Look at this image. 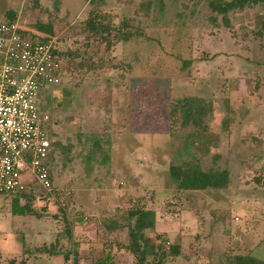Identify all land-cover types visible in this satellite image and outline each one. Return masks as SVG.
Returning <instances> with one entry per match:
<instances>
[{
    "label": "rangeland",
    "instance_id": "1",
    "mask_svg": "<svg viewBox=\"0 0 264 264\" xmlns=\"http://www.w3.org/2000/svg\"><path fill=\"white\" fill-rule=\"evenodd\" d=\"M92 3L0 0V22L11 11L38 35L35 26L50 24L55 44L90 58L82 71H73L78 59L66 62L70 71L55 92L59 102L43 124L61 146L49 165L52 190L21 176L33 184L31 210L42 217H11L12 197L0 196V232L7 234L0 236L6 257L0 253V264L21 251L9 234H33L27 240L33 250L49 246L63 229V216L83 226L75 228L76 243L62 241V248L78 252L82 264H95L106 220L134 210L154 211V228L144 234L159 246L157 255L178 247V255L161 264H230L238 255L264 261V5L228 13L226 25L206 1ZM96 15L113 30L130 32L129 41L108 49L100 36L83 34L84 22ZM183 98L211 107L204 122L216 145L196 158L202 171L227 170L223 190L181 191L169 178L171 162L180 163L175 151L197 130L180 126L176 101ZM96 146L108 154L106 164ZM27 200L21 197L19 206ZM129 224L108 234L110 241L126 246ZM113 256L115 264H137L127 252ZM54 259L48 264L63 262ZM157 261L147 256L144 264Z\"/></svg>",
    "mask_w": 264,
    "mask_h": 264
},
{
    "label": "trees",
    "instance_id": "2",
    "mask_svg": "<svg viewBox=\"0 0 264 264\" xmlns=\"http://www.w3.org/2000/svg\"><path fill=\"white\" fill-rule=\"evenodd\" d=\"M103 0H90V2L101 3ZM196 3L201 1H206L208 8L215 15H220L222 21L228 25L227 15L230 12L244 10L246 8H251L257 5H264V0H193ZM153 3L156 6H161L162 0H153ZM99 16L96 15L94 19L88 17L87 21L84 22L82 29L83 34H88L90 36H100L101 40L106 42V46L109 49L112 46H115L119 43L128 42L131 34L130 32L123 31L122 28H115L114 30L109 26L103 25L101 20H98ZM15 14L11 11L7 12L6 20L1 21L0 23H12L15 22ZM35 28L39 31L40 36L30 35L31 38L38 41H46L52 36V27L50 24L46 25H37ZM261 33L264 35V26L261 29ZM44 33V34H43ZM260 35V33H259ZM56 57L61 60L63 68L58 72L61 77V83L58 86L48 88L44 90L39 97L38 107L41 113L46 114L50 118V106L53 102H57L58 98L55 100V92L59 93V90L63 87L64 74L68 73V65L66 64L69 60H79L75 65L77 71H82L83 68H86L90 62L89 56L83 57L82 54L78 52H71L69 50H64L62 44H56L55 46ZM184 67L188 66V62H184ZM71 75V74H70ZM66 79V78H65ZM42 97V98H41ZM59 102V101H58ZM57 102V103H58ZM178 102V110L180 120L183 122L180 124L181 128L192 127L197 130L194 132H189L185 135V140L183 141L182 146H180L175 151V157L177 160H180L179 164H175L174 161L171 162L168 172L169 178L174 186L181 191H204V190H223L228 186L229 183V174L227 170H210L202 171L200 164L196 158V154L200 153L204 155L209 153L210 149L216 145V141L212 139L211 133L208 131V128L205 127L204 120L210 114V105L206 104L204 101L196 98H183ZM56 103V104H57ZM51 119V118H50ZM49 135V134H48ZM172 135V134H171ZM50 136V135H49ZM51 138V136H50ZM216 138V136H214ZM55 146H60L58 142L51 139V153L48 158V178L50 182V191L52 186V179L50 174V162L53 156V150ZM61 147V146H60ZM70 146H66L65 150L69 153ZM95 152H100V147L96 146ZM101 153V152H100ZM184 156L187 158L184 159ZM102 164H106L109 160L108 154H105L103 151L101 153ZM88 160L91 162L88 170H92V160L93 155L89 154L87 156ZM93 162H92V161ZM24 183L23 190L15 191L8 194L0 195L2 197H12L11 200V214L14 216H31L40 219L42 216L35 213L31 210L30 203L32 200L30 196L27 195V192L31 195L33 190V184ZM21 197L27 198V204L23 208L19 206V200ZM53 219H56L53 217ZM133 221V224H129L127 228V234L129 237L128 244L122 246L116 244L114 241H110V236L113 232H117L121 229H124V222ZM63 229L58 233L54 242L49 246L43 245L35 250H28L31 254L41 255V256H61L63 259L62 264H82L80 261V256L78 252L71 251L70 249H63L61 243L62 241H67L69 245H74L76 243L75 228L81 225L82 222L76 223L74 219H69L67 216H63L62 220ZM155 224V213L152 210H134L129 211L127 216H117L112 220H106L105 229L99 231L97 234L98 244L100 245V250L98 255L95 256V264H115L114 253L124 251L132 255L134 259L137 260V264H144L145 258L147 256H158V261L154 264H161L162 259L167 256H177L179 249L176 246H170L168 251L161 252L160 254L155 253V246L148 238L145 236V232L153 230ZM103 231L106 233H103ZM107 236V238H102ZM116 244V245H115ZM98 247V246H97ZM96 247V248H97ZM28 252V253H29ZM27 253L26 250H21V253L17 256L18 258L8 259V264H25L23 259L24 255ZM1 256V254H0ZM96 261V262H95ZM93 264V262H92ZM230 264H264V261L256 259L250 255L246 256H234Z\"/></svg>",
    "mask_w": 264,
    "mask_h": 264
},
{
    "label": "built area",
    "instance_id": "3",
    "mask_svg": "<svg viewBox=\"0 0 264 264\" xmlns=\"http://www.w3.org/2000/svg\"><path fill=\"white\" fill-rule=\"evenodd\" d=\"M38 35L19 21L0 23V195L23 190L25 173L43 191H50L48 158L51 138L40 112V94L61 83L63 62L55 39Z\"/></svg>",
    "mask_w": 264,
    "mask_h": 264
},
{
    "label": "crops",
    "instance_id": "4",
    "mask_svg": "<svg viewBox=\"0 0 264 264\" xmlns=\"http://www.w3.org/2000/svg\"><path fill=\"white\" fill-rule=\"evenodd\" d=\"M51 150H52V147H51ZM33 184H35V182H33ZM36 185V184H35ZM10 215H11V217H16V218H20V216H14V215H12L11 214V212H10ZM41 220H43V219H41ZM45 220V219H44ZM74 232H76L75 230H74ZM30 233V232H29ZM36 233V235L37 236H35V237H40L37 233V231L35 232ZM1 235H7L6 233L4 234V233H2V232H0V236ZM12 235H15V236H13V237H15L17 240H18V243L20 244V250H26L27 251V253L24 255V257H23V259L25 260V258H26V260H25V264H48V262H52V259H53V261L55 260L54 258H57V257H61V256H52V257H48V256H41V255H36V256H33L28 250H32V248L29 246V242L27 241L28 239H30L31 237H33V234L31 235V234H27V233H24L23 235L22 234H17V233H11V234H9L8 235V237H12ZM76 235V234H75ZM1 237H3V236H1ZM6 237V236H5ZM3 238V240H5L6 241V239L7 238ZM27 238V239H26ZM78 241V240H77ZM26 245V246H25ZM29 252V253H28ZM0 253H2L1 251H0ZM21 253V251H19V254ZM18 254V255H19ZM18 255H15V256H12V257H7V258H18L17 256ZM2 257L5 259L6 257L4 256V254L2 253ZM62 258V257H61ZM80 261H81V259H80ZM63 263V262H62ZM82 263V262H81Z\"/></svg>",
    "mask_w": 264,
    "mask_h": 264
},
{
    "label": "flooded vegetation",
    "instance_id": "5",
    "mask_svg": "<svg viewBox=\"0 0 264 264\" xmlns=\"http://www.w3.org/2000/svg\"><path fill=\"white\" fill-rule=\"evenodd\" d=\"M49 121H50V118L48 117V119H47L45 122H49ZM45 122H44V123H45Z\"/></svg>",
    "mask_w": 264,
    "mask_h": 264
}]
</instances>
